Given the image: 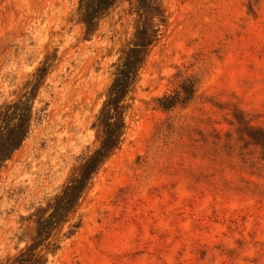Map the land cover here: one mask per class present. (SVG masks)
Instances as JSON below:
<instances>
[{
  "label": "rangeland",
  "instance_id": "374dc122",
  "mask_svg": "<svg viewBox=\"0 0 264 264\" xmlns=\"http://www.w3.org/2000/svg\"><path fill=\"white\" fill-rule=\"evenodd\" d=\"M78 2L0 0V110L48 67L34 100L46 117L0 173V264H19L37 210L98 148L95 117L135 32L131 0L94 33ZM160 3L124 141L47 264H264V0Z\"/></svg>",
  "mask_w": 264,
  "mask_h": 264
},
{
  "label": "trees",
  "instance_id": "16d2710c",
  "mask_svg": "<svg viewBox=\"0 0 264 264\" xmlns=\"http://www.w3.org/2000/svg\"><path fill=\"white\" fill-rule=\"evenodd\" d=\"M121 0H79V20L88 33L96 32L108 11ZM137 16L132 41L120 63L106 94L102 108L95 117L93 128L100 129L99 146L74 173L53 201L45 209H38L36 236L32 244L20 254L19 264H47L48 256L60 248V242H52L54 233L68 224L76 213L85 193L107 159L124 141L126 114L131 94L150 50L158 42L166 18L160 0H131ZM48 67L39 68L34 80L22 98L0 110V173L4 166L23 147L32 133L34 124L46 117L47 104L35 109L34 100L45 86ZM80 226H74L64 237L74 235ZM45 250V253L41 251Z\"/></svg>",
  "mask_w": 264,
  "mask_h": 264
}]
</instances>
